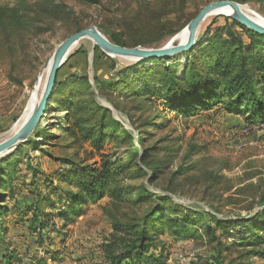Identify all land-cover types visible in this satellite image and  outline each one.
Returning a JSON list of instances; mask_svg holds the SVG:
<instances>
[{"label":"rangeland","instance_id":"obj_1","mask_svg":"<svg viewBox=\"0 0 264 264\" xmlns=\"http://www.w3.org/2000/svg\"><path fill=\"white\" fill-rule=\"evenodd\" d=\"M50 1L0 0L1 6H16L23 16L15 29L0 24V137L21 117L40 72L58 46L71 34L94 26L108 38L112 34L131 38L141 30L139 14L149 18L143 25L151 24L149 26L152 27L161 23L167 30L180 33L205 5L217 0H96L89 3L57 0L66 6L61 12L54 9ZM233 1L246 5L253 14L264 18V0ZM242 26L233 17L211 15L201 24L197 43L200 42V46L208 42L214 44L228 36V29L241 34L249 43L251 39ZM173 36L165 37L160 45L168 43ZM75 45L62 66L60 78L73 73L88 74L92 79L95 76L115 80L128 77L123 88L113 86V89L105 90L99 100L105 101L114 116L133 134L143 137L137 160L143 149L153 147L149 152L152 155L150 160L160 162V171L151 184L148 177L134 181L136 184L148 183L149 189L154 192L172 189L179 202L211 209L219 214L246 215L250 210L258 209L260 200L264 198V119L249 120L246 115L230 112L224 103L226 98L224 102H215L211 109L199 110L193 115L170 109L165 104V90L158 79L167 66L177 76H184L187 70V65L183 63L184 53L169 58L165 65L160 63L156 72L147 70L144 76L148 77L155 93H145L141 82H137L130 91L131 95L126 96L129 91L125 88L134 75H124L123 70H137L143 64L126 56H111L100 47H94L93 41L88 38ZM146 61L145 66L151 65ZM79 85V82L73 83L68 88L75 89ZM83 98L77 94L72 100L77 102ZM51 109L43 124L37 128L45 131L43 139H39L34 132L30 138H36V143H31L29 138L8 153L23 148L18 152L19 167L9 170L15 195L8 194L6 204L15 214L1 221L8 227V232L3 238L0 236V260L6 252L13 250L19 254L15 261L34 264V261H40V256L44 258L46 249L59 247L62 249L56 250L61 252L60 256L66 248L71 251L54 262L48 256L42 263L82 264L87 257L89 262L83 264H104L98 252L113 230L110 219L103 211L108 198L86 205L84 214L76 220L78 225L69 226L72 231L69 229L66 237L59 238L51 225L46 227L39 233L43 239L42 246L40 236L30 231L34 223L31 213L26 214L28 220H22V224L17 222L16 214L21 213L13 209V205H24L27 199L33 200L29 192L33 180L44 189L45 174L67 168L61 158L84 164L100 160L98 154H92L93 147L89 143H75L64 108L58 106ZM41 148L46 151L42 152ZM126 148L127 145L110 141L104 152H115L117 157H124ZM180 167H186L187 171L177 173ZM34 168L43 172L37 178L33 177ZM54 198H57L56 195ZM55 222L57 227L60 226L59 219ZM160 240L166 241L169 256L166 264H212L215 249L206 237L174 239L165 233ZM86 248L87 252L84 251ZM250 248L240 246L223 256H226L227 262L235 258L240 264H264V259L246 254Z\"/></svg>","mask_w":264,"mask_h":264},{"label":"trees","instance_id":"obj_2","mask_svg":"<svg viewBox=\"0 0 264 264\" xmlns=\"http://www.w3.org/2000/svg\"><path fill=\"white\" fill-rule=\"evenodd\" d=\"M56 1H50L54 9L58 12L66 9L64 3ZM21 18L23 16L16 6L0 5V24L15 29ZM138 19H141L142 24L138 35L135 33L131 38H123L121 34H112L109 39L125 47H159L165 37L177 33V30H167L161 23L152 27L149 23L143 25L149 21L148 16L139 14ZM242 27L251 39L249 43L241 34L228 29L230 33L227 37L220 38L214 44L208 42L200 46L199 42L192 51L184 53L187 56L183 62L187 65L184 76H177L169 66H165L158 83L165 90V104L170 109L193 115L199 110L211 109L215 102H224L226 98L224 103L230 112L246 115L249 120L264 119V35ZM168 60H142L139 64L143 65L137 70H123L124 75H134L125 88V91H129L126 96L131 95L130 91L137 82H141L145 93H155L148 77L144 75L147 70L156 72L159 64L165 65ZM145 61L151 65L145 66ZM60 73L61 70L49 109L54 110L58 106L64 108L66 120L70 124L69 132L75 143H89L93 147L92 154H98L100 160L84 164L61 158L68 167L45 174L44 189L38 185L39 182H31L29 192L33 200L27 199L24 205L16 203L13 209L24 215L32 214V233L40 236L39 233L51 225L57 237H66L69 226L84 214L86 205L108 198L103 211L110 219L113 230L102 245L106 264H166L169 257L166 241L160 240L165 233L174 239L206 237L215 249L212 264H240L235 258L227 262L226 256H223L225 252V255L231 254L240 246L251 247L246 251L247 255L264 259V198L260 200L258 209L254 208L246 215H227L181 203L175 198L172 189H162L160 192L150 190L148 183L151 184L160 171V162L150 160L152 155L149 152L153 147L143 149V154L137 160L143 137L136 136L126 128L114 116L111 108L103 105L98 98L104 95L105 90L113 89V86L123 88L128 77L115 80L95 76L92 79L88 74L73 73L60 78ZM77 82L80 83L77 88H68ZM77 94L84 98L77 102L72 100ZM44 133L43 129H37L34 135L43 139ZM29 141L37 142L36 138H30ZM110 141L128 146L124 157H117L115 152H104ZM22 149L0 159L2 238L7 234L8 227L1 221L11 212L6 197L8 194L15 195L9 170L19 167L18 152ZM41 150L46 151L43 148ZM185 171L186 167H180L177 173ZM41 173V170L33 169L34 178ZM142 177H148V183L134 182ZM55 195L57 198H54ZM55 219L61 221L60 226H56ZM201 229L204 231L201 232ZM39 242L42 246L41 236ZM45 251L44 258L40 256V261L36 260L34 264L42 263L48 256L56 261L61 254L50 249ZM17 255L13 250L6 252L0 264H23L21 260L15 261Z\"/></svg>","mask_w":264,"mask_h":264},{"label":"water","instance_id":"obj_3","mask_svg":"<svg viewBox=\"0 0 264 264\" xmlns=\"http://www.w3.org/2000/svg\"><path fill=\"white\" fill-rule=\"evenodd\" d=\"M231 5L236 9V14L233 18L248 27L252 31L264 35V26L257 21L247 16L245 13L239 10V3L233 0H217L205 5L198 14L187 25L189 29V37L186 42H175L178 33L175 34L168 43L159 47H125L118 45L111 41L96 27H87L81 29L70 36H68L56 49L52 58V66L47 77L45 90L43 95L32 113L27 123L13 136L0 142V158L5 155L6 152H11L17 149L22 143H25L36 131L38 127L43 124L47 112L49 110L50 102L55 94V87L57 83V77L59 71L69 56L71 48L79 41L88 38L93 41L94 47H100L104 52L113 56H126L136 59V61L149 60L152 58H176L178 55L185 52L192 51L197 45V33L202 22L206 17L215 9ZM187 56L184 57V60ZM99 98V96H98ZM103 105L109 107L105 101L101 99ZM110 108V107H109Z\"/></svg>","mask_w":264,"mask_h":264},{"label":"bare ground","instance_id":"obj_4","mask_svg":"<svg viewBox=\"0 0 264 264\" xmlns=\"http://www.w3.org/2000/svg\"><path fill=\"white\" fill-rule=\"evenodd\" d=\"M238 8L241 12L245 13L247 16L251 17L252 19L257 21L259 24L264 26V18L253 14V12L249 9V7L239 3ZM235 14H236V9L231 5H227V6L215 9L214 11H212L207 16V18L211 15H226V16L233 17V16H235ZM188 37H189V29L187 27H185L180 33H178V36H177L175 42H183L184 43L188 40ZM74 46H76V45H74ZM74 46L71 48L69 53L73 50ZM52 58H53V56L50 58V60L46 64V66L40 72L38 79H37V82H36V85L30 94V97L28 99V102L24 108V111H23L21 117L13 125V127L6 134H4V136L0 137V142L6 140V139L10 138L11 136H13L14 134H16L27 123V121L31 117L32 113L34 112L35 108L37 107V105H38V103H39V101L43 95V92L45 90L47 77H48V74H49L51 66H52ZM127 58L131 59L132 57H127ZM132 59H134V58H132ZM8 153L9 152H6L5 155Z\"/></svg>","mask_w":264,"mask_h":264},{"label":"crops","instance_id":"obj_5","mask_svg":"<svg viewBox=\"0 0 264 264\" xmlns=\"http://www.w3.org/2000/svg\"><path fill=\"white\" fill-rule=\"evenodd\" d=\"M12 214H15V213H11V212L9 213V215H12ZM12 216H13V215H12ZM16 216H17V219H18L17 222H19L18 224H20V222H21L22 220H25V221H26V219L28 220V216H27V215L24 216L23 214H16ZM26 216H27V218H26ZM78 223H79V222H75V223H73V224L70 225V226H75V227H76V226L78 225ZM21 224H22V222H21ZM28 224H29V223L27 222V225H28ZM69 229L71 230V228H69ZM71 231H72V230H71ZM59 245L61 246L62 244L59 243ZM58 248H59V247H58ZM58 248H56V249H58ZM56 249H55V251H57ZM59 249H62V248H59ZM83 250H84V249H83ZM100 250H101V251H99L98 253L102 255L103 263L106 264V263H105V258H104V255H103L102 248H100ZM69 251H71L70 248H66V250H63L62 256H64V254H66L65 252H69ZM84 251L87 252L88 249L86 248V250H84ZM62 256H60V258H61ZM85 258H86V259L83 260V263H88V262H89V259H88L87 257H85ZM53 262H54V261H53ZM83 263H82V264H83ZM42 264H43V263H42Z\"/></svg>","mask_w":264,"mask_h":264}]
</instances>
